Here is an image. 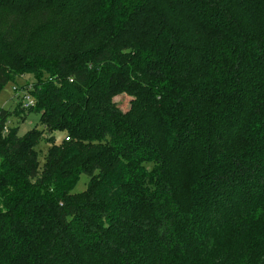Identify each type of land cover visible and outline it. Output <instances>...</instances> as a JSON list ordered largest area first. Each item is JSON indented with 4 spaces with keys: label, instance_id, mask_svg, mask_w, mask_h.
I'll return each mask as SVG.
<instances>
[{
    "label": "trees",
    "instance_id": "trees-1",
    "mask_svg": "<svg viewBox=\"0 0 264 264\" xmlns=\"http://www.w3.org/2000/svg\"><path fill=\"white\" fill-rule=\"evenodd\" d=\"M27 75L0 264H264V0H0V92Z\"/></svg>",
    "mask_w": 264,
    "mask_h": 264
},
{
    "label": "rangeland",
    "instance_id": "rangeland-1",
    "mask_svg": "<svg viewBox=\"0 0 264 264\" xmlns=\"http://www.w3.org/2000/svg\"><path fill=\"white\" fill-rule=\"evenodd\" d=\"M33 81V77L31 75H27L22 78H17L14 82L7 84L0 92V108L4 110L12 111L15 109L21 100L23 94L29 88L31 82ZM114 103L119 105L118 107L122 110H126L129 107L130 99L128 97H117L114 99ZM38 115L29 113L26 115V118L23 121L18 120L16 117H11L6 127L11 129H17L18 135L22 136L27 133L37 124ZM60 136H56V140L58 141ZM39 151V161L42 163L43 155L46 150V146L43 142L39 143L37 147ZM87 178L85 176H81L78 183L76 184L73 193H81L85 190V185L87 182Z\"/></svg>",
    "mask_w": 264,
    "mask_h": 264
},
{
    "label": "built area",
    "instance_id": "built-area-1",
    "mask_svg": "<svg viewBox=\"0 0 264 264\" xmlns=\"http://www.w3.org/2000/svg\"><path fill=\"white\" fill-rule=\"evenodd\" d=\"M19 103H20L21 108L24 110H27V109L31 108L32 106H34V100H33L32 96L27 91L24 92Z\"/></svg>",
    "mask_w": 264,
    "mask_h": 264
}]
</instances>
